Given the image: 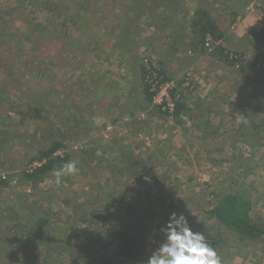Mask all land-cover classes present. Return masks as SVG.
Wrapping results in <instances>:
<instances>
[{
	"label": "rangeland",
	"instance_id": "1",
	"mask_svg": "<svg viewBox=\"0 0 264 264\" xmlns=\"http://www.w3.org/2000/svg\"><path fill=\"white\" fill-rule=\"evenodd\" d=\"M230 2L0 0V167L17 180L0 183V264H74L58 244L79 227L72 250L88 264H144L172 212L188 217L222 264H264V238L246 241L210 215L234 195L249 198L252 217L264 221L261 33L239 70L232 60L212 71L193 63L173 77L182 101L207 83L218 90L203 104L213 107L210 126L198 127L192 114L165 116L147 100L145 61L173 57L175 23L194 25L195 13L208 9L232 26L250 0ZM197 38L205 54L215 53ZM56 144L78 173L56 184V164L28 180L31 161ZM154 170L157 182L144 174ZM43 217L48 225L37 231Z\"/></svg>",
	"mask_w": 264,
	"mask_h": 264
},
{
	"label": "crops",
	"instance_id": "2",
	"mask_svg": "<svg viewBox=\"0 0 264 264\" xmlns=\"http://www.w3.org/2000/svg\"><path fill=\"white\" fill-rule=\"evenodd\" d=\"M230 1L231 0H226V4L229 7L232 6L231 4L235 3V2L232 3ZM250 3L248 6H246L244 8V9L247 8V11L242 12V15H244L245 18H243L244 16L242 17L241 15L237 16L235 18L237 23H234L232 26H230L231 24L230 25H224V26L220 25L219 19L216 17V15L213 14V12H210L208 9H206V12L212 18V21L214 22V24L219 29H222V33H223V37H222L223 42H222L221 47L219 49H217L215 51V53L209 54L210 56L204 53L205 49L203 47V44H200L198 42V38H197L199 36L198 28L193 27L192 23H190V22H188L189 23V24H187L188 26L185 25L184 27H181L180 24L182 22H180V23H175L176 30H174V45H173L174 49H175V52H174L175 54L173 55V57L171 58V56H170L169 60H168V59H164V57L159 54V57L156 59V61H154V60L153 61L162 65V67H164V69H166V70L169 69L170 73L172 74V75H170V76H172V78L175 77V75H177L180 71H183V69H184V71L190 70L189 69L190 67H188V65L193 64V63H195L197 65L207 66V67H209V69L211 71L213 69H216L217 67L219 68L220 64H224V65H228L227 63L232 64L229 56H230V54H235V53H237V55H240L243 58H245L242 61V62H244L243 63L244 65H245V63L249 64V62H251V61L246 62V60H248V58H249V52L248 51L254 50V48L251 45L252 41H255V39H256L255 36H257L260 33H261V39H264V34H263L264 33V12L261 11L262 10L261 8L262 7L264 8V0H250ZM253 4H254V6L259 5V9L258 8L256 9V13L252 10L254 12V14L249 11V8L252 9L254 7ZM258 10H260V13H258ZM195 15H196V13H195ZM195 15H193V16L195 17ZM176 21L177 20H175V22ZM191 22H192V20H191ZM227 22L229 24V19L227 20ZM255 32H257V34ZM169 33H170V30H169ZM254 34H256V35L254 36ZM182 48L186 49L185 51H188V52L183 53ZM189 48H192L193 51H189ZM178 49H179V51L177 52ZM221 52L223 54V57L221 55ZM217 53H219V58L217 57ZM246 57H248V58H246ZM211 62L215 63L214 66H216V67L209 64ZM166 64L168 65V67H165ZM232 65H234V64H232ZM222 68H223V70L227 69L226 66H223ZM233 68L239 70L241 67L237 68L234 65ZM138 71H139V73H142L141 68ZM214 73H213V75H214ZM214 79H216L215 75H214ZM224 83L225 82L223 81V84ZM215 90H216L215 88H212V86L209 83H207L206 88L202 92L192 91L193 93L196 92L194 96H196L197 98L191 99L189 102H186L185 96H183V107H182L181 116L179 119H181L182 116L184 117V115L186 116L188 114H192L193 116L189 117V121L194 120L195 123L201 122V124L198 125V127L201 126L200 128H204L205 125L210 126L211 125L210 120L213 119V117L211 116L210 119H208L207 111L208 112H210L211 110L213 111V107L210 109L207 106L206 111H204L203 104L206 102L205 99H207L208 96H210L211 94H215V92L218 91V90H216V91ZM224 94H225V91H224ZM144 109H146V108L144 107L143 110ZM244 109L245 108H242V109H240V111H244ZM143 114H141V115H143ZM255 114H258V113L256 112ZM195 118H197V120ZM193 126H194V124H193ZM226 127L227 126H225V128ZM179 131L183 132V129H180ZM189 133H192V131H189ZM186 135H187V132L185 131L184 134L180 137L179 141H181L183 143L184 139H188V136H186ZM116 148L118 150V155L122 154V152L124 151L123 149H121L119 147H116Z\"/></svg>",
	"mask_w": 264,
	"mask_h": 264
},
{
	"label": "trees",
	"instance_id": "3",
	"mask_svg": "<svg viewBox=\"0 0 264 264\" xmlns=\"http://www.w3.org/2000/svg\"><path fill=\"white\" fill-rule=\"evenodd\" d=\"M196 17L198 19L194 20L193 27L198 28V34L201 37L203 43H205V40L209 35L216 39H220L223 42L222 40L223 35L221 34L219 35L216 25L214 24L212 18L209 16V14L206 11H198L196 13ZM221 55L223 57L222 52ZM234 55H237V53H235ZM165 77L167 79H170L167 76ZM147 100L151 104V94L149 92V88H147ZM182 107H183V101L182 98L180 97V99L177 100L176 102V112L174 113L173 119L178 120L180 118ZM158 110L161 114L168 116L167 114H164L160 109ZM61 148L62 145L60 144L53 145L50 151L43 153L42 156L38 158V160L33 159L31 162L33 161L34 162L45 161V162L41 166L34 169L33 172H27L26 178L28 180H35L40 175L49 173L56 164H64L66 161H68L69 156L64 154L62 156L56 155L59 149ZM121 155L123 158L124 157L123 152ZM135 160L139 161L138 159ZM144 174L148 175L151 179H153V182L158 181L156 176H158L159 178L161 177V175H159L157 172L155 176V170L152 171L151 174L149 172H144ZM251 211H252V202L249 198L228 195L210 211V215L213 216L218 222L223 223L225 226L232 229V231H234L237 235H240V237L245 239L246 241H258L264 238V221L262 220L260 221L259 219L257 220L253 218L251 215ZM47 225L48 222L46 218L43 217L42 219H39L36 222L34 228L37 229V231L38 230L43 231V229H45L44 227ZM81 230L83 229L80 227L71 228L69 235L64 240L65 243L58 244L59 246H61L60 248H62V251H65V253H67L70 256L74 264H88L86 259L76 257L75 252H73L72 250L73 241L79 238V235L82 232ZM208 243L212 246L210 242ZM132 246H133L132 243H130L129 245L123 248V252L126 253L127 256L131 253L130 249ZM46 264H50V263H46ZM89 264H93V261ZM121 264H123V262H121Z\"/></svg>",
	"mask_w": 264,
	"mask_h": 264
},
{
	"label": "clouds",
	"instance_id": "4",
	"mask_svg": "<svg viewBox=\"0 0 264 264\" xmlns=\"http://www.w3.org/2000/svg\"><path fill=\"white\" fill-rule=\"evenodd\" d=\"M75 161L54 170L55 183L62 178L77 174ZM160 239L152 241L154 247L144 264H222L216 250L207 242L205 235L196 230L183 212H172L159 228Z\"/></svg>",
	"mask_w": 264,
	"mask_h": 264
},
{
	"label": "built area",
	"instance_id": "5",
	"mask_svg": "<svg viewBox=\"0 0 264 264\" xmlns=\"http://www.w3.org/2000/svg\"><path fill=\"white\" fill-rule=\"evenodd\" d=\"M221 45L222 41L220 39H216L210 35L206 38L204 43V46L209 53L216 51ZM229 57L232 61H234V65L237 68H240L239 62L245 59L240 55L234 54H230ZM144 66L145 82L151 94V102L153 107L160 109L164 114H167L169 117L173 118L174 113L176 112V102L180 99V96L177 97V95H175L177 92L179 77L167 79L164 77L158 63L153 62L151 59L146 60ZM56 155H60V153H57ZM44 162H34L27 172H33L34 169L41 166ZM13 174L14 173H12V171L9 169L0 167V183H17V180Z\"/></svg>",
	"mask_w": 264,
	"mask_h": 264
}]
</instances>
